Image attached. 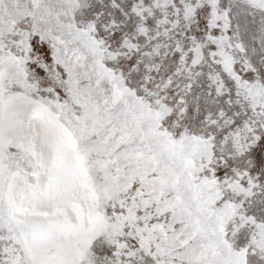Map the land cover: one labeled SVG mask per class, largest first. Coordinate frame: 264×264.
Returning <instances> with one entry per match:
<instances>
[{
  "label": "snow or ice",
  "instance_id": "6c2138e0",
  "mask_svg": "<svg viewBox=\"0 0 264 264\" xmlns=\"http://www.w3.org/2000/svg\"><path fill=\"white\" fill-rule=\"evenodd\" d=\"M0 264H264V0H0Z\"/></svg>",
  "mask_w": 264,
  "mask_h": 264
}]
</instances>
